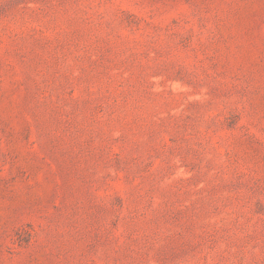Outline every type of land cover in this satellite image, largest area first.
I'll use <instances>...</instances> for the list:
<instances>
[{
    "label": "rangeland",
    "instance_id": "rangeland-1",
    "mask_svg": "<svg viewBox=\"0 0 264 264\" xmlns=\"http://www.w3.org/2000/svg\"><path fill=\"white\" fill-rule=\"evenodd\" d=\"M0 264H264V0H0Z\"/></svg>",
    "mask_w": 264,
    "mask_h": 264
}]
</instances>
